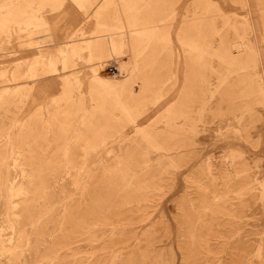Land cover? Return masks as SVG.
I'll list each match as a JSON object with an SVG mask.
<instances>
[{
  "label": "rangeland",
  "instance_id": "obj_1",
  "mask_svg": "<svg viewBox=\"0 0 264 264\" xmlns=\"http://www.w3.org/2000/svg\"><path fill=\"white\" fill-rule=\"evenodd\" d=\"M0 7V264H264V0Z\"/></svg>",
  "mask_w": 264,
  "mask_h": 264
},
{
  "label": "bare ground",
  "instance_id": "obj_2",
  "mask_svg": "<svg viewBox=\"0 0 264 264\" xmlns=\"http://www.w3.org/2000/svg\"><path fill=\"white\" fill-rule=\"evenodd\" d=\"M115 2V1H114ZM191 3V2H190ZM116 4V3H115ZM37 6V5H36ZM95 7H97L96 5H95ZM190 8H191V6H189ZM1 8V7H0ZM31 8V7H30ZM35 8V7H34ZM94 8V7H93ZM33 9V8H32ZM188 9V8H187ZM249 9V8H248ZM25 10V9H24ZM28 10V9H27ZM2 11V10H1ZM22 11V10H21ZM30 11V10H29ZM96 11V10H95ZM3 12V11H2ZM91 12V11H90ZM192 12V11H191ZM249 12L251 13L252 12V8H250V10H249ZM1 13V12H0ZM31 14V13H30ZM29 14V15H30ZM130 14V13H129ZM181 14V13H180ZM142 15V14H141ZM156 16H158V15H156ZM159 16H160V14H159ZM21 17H23V16H21ZM120 17H122V16H120ZM119 17V18H120ZM192 17V16H191ZM123 18V17H122ZM159 18V17H158ZM23 19V18H22ZM27 19V18H26ZM32 19V18H31ZM133 19V18H132ZM153 19V18H152ZM155 19V18H154ZM175 19V18H174ZM178 19V18H177ZM34 20V19H33ZM147 20V19H146ZM30 21V20H29ZM26 22H27V20H26ZM64 22V21H63ZM139 22V21H138ZM149 22V21H148ZM21 23V22H20ZM30 23V22H29ZM122 23V22H121ZM161 23H162V21H161ZM173 23V22H172ZM27 24V23H26ZM35 24V23H34ZM61 24H63V23H61ZM60 24V25H61ZM147 24V23H146ZM149 24V23H148ZM30 25H31V23H30ZM38 25V24H37ZM67 25V24H66ZM122 25H124V24H122ZM181 25V24H180ZM121 26V25H120ZM156 26V25H155ZM174 26V25H173ZM65 27H67V26H64V25H61L59 28H58V31H63V29H65ZM148 27V26H147ZM150 27V26H149ZM28 28V27H27ZM122 28V27H121ZM153 28V27H152ZM172 28H174V27H172ZM176 28V27H175ZM26 29V28H25ZM130 29V28H129ZM135 29V28H134ZM179 29V28H178ZM57 30V29H56ZM100 30V29H99ZM98 30V31H99ZM121 30V29H120ZM119 30V31H120ZM125 30V29H124ZM128 30V29H127ZM133 30V29H132ZM26 31V30H25ZM102 31V30H101ZM128 31H130V30H128ZM127 31V32H128ZM152 31V30H151ZM122 32V31H121ZM141 32V31H140ZM29 33V32H28ZM32 33V32H31ZM116 33V32H115ZM114 33V34H115ZM129 33V32H128ZM158 33V32H157ZM163 33V32H162ZM162 33H161V35H162ZM33 34V33H32ZM124 34H125V32H124ZM141 34V33H140ZM60 35V34H59ZM136 35V34H135ZM105 36V35H104ZM108 36V35H107ZM144 36V35H143ZM96 37V36H95ZM98 38H99V36H98ZM124 38V37H123ZM100 39V38H99ZM128 39V38H127ZM140 39V38H139ZM103 40V39H102ZM106 42H107V40H106ZM125 42V41H124ZM25 43V42H24ZM66 43V42H65ZM73 43H74V41H73ZM101 43V42H100ZM112 43V42H111ZM70 44V43H69ZM104 46V45H103ZM136 46V45H135ZM127 47V46H126ZM256 47H259V45H257ZM35 48V47H34ZM128 48V47H127ZM139 48V47H138ZM33 49V48H32ZM113 49V48H112ZM115 49V48H114ZM128 50V49H127ZM126 50V52H129V51H127ZM139 50V49H138ZM137 50V51H138ZM257 50H259V48H257ZM63 51V50H62ZM36 52V51H35ZM135 53V52H134ZM121 54V53H120ZM128 54V53H127ZM258 54H259V52H258ZM53 55V54H52ZM100 55V54H99ZM105 55H107V54H105ZM131 55V54H130ZM130 55H129V57H130ZM139 55V54H138ZM141 55V54H140ZM132 56V55H131ZM38 57V56H37ZM127 57V56H126ZM141 57H142V55H141ZM140 58V57H139ZM39 59V58H38ZM113 59H115V58H113ZM128 59V58H127ZM117 60H119V59H117ZM120 60H121V58H120ZM130 60V59H129ZM260 60V59H259ZM39 61V60H38ZM132 62V61H131ZM32 63H33V61H32ZM39 63H40V61H39ZM136 63V62H135ZM142 63V62H141ZM23 64H25V63H23ZM100 64V63H99ZM125 64H127L126 62H125ZM28 65V64H27ZM54 65V64H53ZM140 65V64H139ZM138 65V66H139ZM134 66V65H133ZM141 66H142V64H141ZM24 67V66H23ZM61 67V66H60ZM120 67H121V65H120ZM132 67V66H131ZM143 67V66H142ZM25 68V67H24ZM59 68V67H58ZM134 68V67H133ZM139 68V67H138ZM22 69V68H21ZM57 70H59V69H57ZM125 70H127L126 69V65H125ZM134 70V69H133ZM60 71V70H59ZM117 71V70H116ZM122 71V70H121ZM23 72V71H22ZM21 72V73H22ZM95 72V71H94ZM100 72V71H99ZM128 72V71H127ZM126 72V73H127ZM20 73V74H21ZM98 73V72H97ZM117 73H119L118 71H117ZM125 73V74H126ZM96 74V73H95ZM132 74V73H131ZM69 75V74H68ZM97 75V74H96ZM145 75V74H144ZM94 76V75H93ZM141 76V75H140ZM68 78V77H67ZM137 78V77H136ZM32 78H30V80H31ZM121 79V78H120ZM146 79V78H145ZM149 79V78H148ZM147 79V80H148ZM130 81V80H129ZM134 82H135V80H133ZM138 81V80H137ZM27 82V81H26ZM139 82V81H138ZM144 82V81H143ZM158 82V81H157ZM99 83V82H98ZM101 83V82H100ZM126 84V83H125ZM136 84V83H135ZM141 84V83H140ZM36 85V84H35ZM119 86V85H118ZM142 86H143V84H142ZM155 86V85H154ZM158 86V85H157ZM164 86V85H163ZM103 88H105L104 86H103ZM153 88V87H152ZM162 88V87H161ZM160 88V89H161ZM118 89V88H117ZM147 89V88H146ZM162 89H164V88H162ZM119 90V89H118ZM141 90V89H140ZM148 90H150V89H148ZM155 90V89H154ZM100 91V90H99ZM103 91H105V90H103ZM147 91V90H146ZM158 92V91H157ZM160 92H161V90H160ZM126 93V92H125ZM141 93V92H140ZM146 93V92H145ZM152 93V92H151ZM99 94V93H98ZM150 94V93H149ZM147 95V97L148 96H150V95ZM103 95V94H102ZM121 95V94H120ZM139 95V94H138ZM138 95H136V96H138ZM141 95H142V93H141ZM152 95H153V93H152ZM115 96V95H114ZM143 96V95H142ZM146 96V95H145ZM108 97H109V95H108ZM118 98V97H117ZM112 99V98H111ZM114 99V98H113ZM121 99H123V97H121ZM125 99V98H124ZM142 100V99H141ZM142 102V101H141ZM172 102V101H171ZM112 103H113V101H112ZM94 104V103H93ZM169 104V103H168ZM55 105V104H54ZM115 105V104H114ZM119 105V104H118ZM122 105V104H121ZM120 106V105H119ZM123 106V105H122ZM139 106V105H138ZM141 106V105H140ZM139 106V107H140ZM121 107V106H120ZM134 107V106H133ZM144 107V106H143ZM142 107V108H143ZM115 108V107H114ZM130 108V107H129ZM135 108H137V107H135ZM188 108V107H187ZM120 109V108H119ZM118 109V110H119ZM122 109V108H121ZM173 109H174V107L172 108V111H173ZM179 109V108H178ZM125 110V109H124ZM139 110V109H138ZM179 110H181V109H179ZM120 111V110H119ZM123 111V110H122ZM175 111V110H174ZM176 111H178V110H176ZM175 111V112H176ZM195 111V110H194ZM134 112V111H133ZM137 112H139V111H137ZM183 112H184V110H183ZM123 113V112H122ZM128 113V112H127ZM118 114V113H117ZM124 114V113H123ZM171 114H172V112H171ZM183 114V113H182ZM127 115H129V114H127ZM181 115V114H180ZM115 116V115H114ZM124 116V115H123ZM136 116V115H135ZM139 116V115H138ZM177 116H178V114H177ZM183 116V115H182ZM49 117V116H48ZM117 117V116H116ZM171 117V116H170ZM54 118V117H53ZM179 118V117H178ZM129 119V118H128ZM131 119V118H130ZM139 119V118H138ZM146 119H147V117H146ZM150 119V118H149ZM159 119V118H158ZM176 119V118H175ZM180 119V118H179ZM56 120V119H55ZM55 120H54V122H55ZM127 120V119H126ZM133 120V119H132ZM177 121V120H176ZM146 122H147V120H146ZM173 122V121H172ZM56 123H57V121H56ZM128 123V122H127ZM182 123H183V121H182ZM147 124V123H146ZM164 124V123H163ZM178 124H179V122H178ZM177 125V124H176ZM142 126V125H141ZM146 126V125H145ZM165 126V125H164ZM26 127V126H25ZM120 127H122L121 126V124H120ZM152 127V126H151ZM159 127V126H158ZM166 127V126H165ZM164 127V128H165ZM138 128H140V127H138ZM169 128V127H168ZM122 129V128H121ZM155 129V128H154ZM171 129V128H170ZM173 129V128H172ZM145 130V129H144ZM165 130H166V128H165ZM153 131V130H152ZM163 131V130H162ZM171 132V131H170ZM154 133V132H153ZM156 134H157V132H155ZM162 133V132H161ZM165 133H167V131L165 132ZM164 133V134H165ZM124 135V134H123ZM141 135V134H140ZM139 135V136H140ZM163 135V134H162ZM170 135H171V133H170ZM50 136V135H49ZM167 136V135H166ZM172 136H174V135H172ZM101 137V136H100ZM164 137V136H163ZM142 138V137H141ZM168 138V137H167ZM188 138V137H187ZM103 139H105L104 137H103ZM143 139V138H142ZM141 139V140H142ZM164 139V138H163ZM89 140V139H88ZM107 140V139H106ZM145 140H147V138L145 139ZM158 140H160V141H162L160 138L158 139ZM165 140V139H164ZM177 140V139H176ZM154 141V140H153ZM89 142V141H88ZM156 142V141H155ZM159 142V141H158ZM166 142V141H165ZM139 143H141V142H139ZM157 143V142H156ZM137 144V143H136ZM135 144V145H136ZM145 144V143H144ZM143 144V145H144ZM158 144V143H157ZM170 145V144H169ZM150 146V145H149ZM146 148H147V146H146ZM145 148V149H146ZM168 150V149H167ZM166 150V151H167ZM84 152V151H83ZM245 152V151H244ZM146 153V152H145ZM159 155V154H158ZM168 156H170V155H168ZM211 156V155H210ZM213 158V157H212ZM204 160V159H203ZM209 161V160H208ZM210 161H212V160H210ZM20 164H21V162H20ZM176 165V164H175ZM231 168V167H230ZM28 169H30V168H28ZM28 171V170H27ZM210 172V171H209ZM25 176H26V174H25ZM123 178V177H122ZM27 179V178H26ZM67 183V182H66ZM138 186V185H137ZM116 187V186H115ZM136 187V186H135ZM7 188L9 189V191H8V193H7V197H8V199H10V204H8L9 205V208H7L6 210H5V214H6V216L7 217H5V220L7 221V223L10 221V219H11V216H12V218H13V220H14V222H13V224H16V226H17V241H15V242H13L12 244H10L9 245V247L10 248H12V249H14V248H16V247H18V246H20L22 243H21V239H22V233H21V228H22V226H21V220H20V217H21V213L19 212V207L21 206L20 205V201L18 200V198H14L13 197V195L14 194H12V192H13V188H14V186H7ZM20 189H23V192H24V195L22 194L21 196L23 197V199L25 200V201H28V200H30L31 198H30V194H31V191H28V188L27 187H25V186H23V187H21ZM134 189V188H133ZM22 191V190H21ZM14 193V192H13ZM26 207V206H25ZM24 207V208H25ZM16 232V231H15ZM8 234V233H7ZM10 234V233H9ZM12 239H13V235H12Z\"/></svg>",
  "mask_w": 264,
  "mask_h": 264
}]
</instances>
